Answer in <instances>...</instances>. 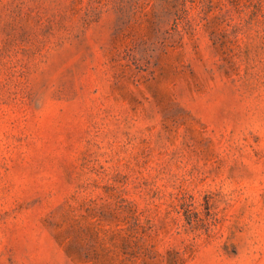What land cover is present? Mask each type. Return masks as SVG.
Wrapping results in <instances>:
<instances>
[{"label": "rangeland", "instance_id": "1", "mask_svg": "<svg viewBox=\"0 0 264 264\" xmlns=\"http://www.w3.org/2000/svg\"><path fill=\"white\" fill-rule=\"evenodd\" d=\"M0 264H264V0H0Z\"/></svg>", "mask_w": 264, "mask_h": 264}]
</instances>
